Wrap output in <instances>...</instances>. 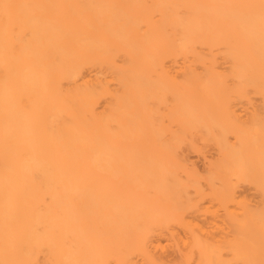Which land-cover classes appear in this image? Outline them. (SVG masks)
<instances>
[{
  "label": "bare ground",
  "instance_id": "obj_1",
  "mask_svg": "<svg viewBox=\"0 0 264 264\" xmlns=\"http://www.w3.org/2000/svg\"><path fill=\"white\" fill-rule=\"evenodd\" d=\"M248 179L264 0H0V264H264Z\"/></svg>",
  "mask_w": 264,
  "mask_h": 264
},
{
  "label": "rangeland",
  "instance_id": "obj_2",
  "mask_svg": "<svg viewBox=\"0 0 264 264\" xmlns=\"http://www.w3.org/2000/svg\"><path fill=\"white\" fill-rule=\"evenodd\" d=\"M209 152H210V154L213 153V151H211V150H209ZM189 158L191 161L193 160L192 162H194L198 168L203 167V160L201 158L197 157L196 154L190 153ZM237 192H238V194H240V196H241L240 198L244 199V201L246 203V206L244 208H248L251 210L262 209V206L264 205V198H263L264 195H263V193H261L260 188L257 187L256 183L252 182L249 179L246 181H242L238 184ZM229 210L231 212H235L237 214L241 213V211H242L240 205L235 204V203L229 204ZM239 218H243V211H242V214L239 216ZM228 234H229V236L232 235L231 223L229 224V227H228ZM169 253H171V252H169ZM168 257H171V254ZM231 263L232 264H241L240 262H235V261L234 262L232 261Z\"/></svg>",
  "mask_w": 264,
  "mask_h": 264
}]
</instances>
